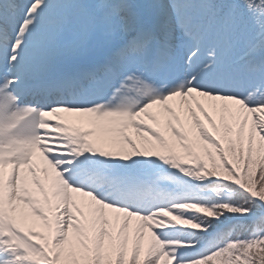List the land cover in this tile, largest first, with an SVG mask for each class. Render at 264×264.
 I'll use <instances>...</instances> for the list:
<instances>
[{
  "label": "snow or ice",
  "instance_id": "obj_1",
  "mask_svg": "<svg viewBox=\"0 0 264 264\" xmlns=\"http://www.w3.org/2000/svg\"><path fill=\"white\" fill-rule=\"evenodd\" d=\"M0 264H264V0H0Z\"/></svg>",
  "mask_w": 264,
  "mask_h": 264
},
{
  "label": "rangeland",
  "instance_id": "obj_2",
  "mask_svg": "<svg viewBox=\"0 0 264 264\" xmlns=\"http://www.w3.org/2000/svg\"><path fill=\"white\" fill-rule=\"evenodd\" d=\"M72 122L73 123H76V124H79L80 123V121L78 120V119H76V118H72ZM207 123V122H206ZM209 128L211 129V126L209 125ZM83 199H87V198H83ZM109 212H110V215H111V210H109ZM122 215V214H121Z\"/></svg>",
  "mask_w": 264,
  "mask_h": 264
}]
</instances>
